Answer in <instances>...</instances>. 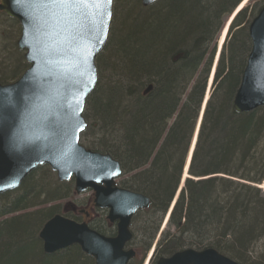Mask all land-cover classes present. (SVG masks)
<instances>
[{
    "label": "trees",
    "instance_id": "obj_1",
    "mask_svg": "<svg viewBox=\"0 0 264 264\" xmlns=\"http://www.w3.org/2000/svg\"><path fill=\"white\" fill-rule=\"evenodd\" d=\"M132 1L120 2L97 59L99 80L87 102L98 136L92 149L138 170L136 185L166 209L194 134L215 37L243 0H159L147 15L131 8ZM263 5L255 4L250 15L242 9L231 24L230 32L237 29L220 54L189 166V175L199 179L185 182L164 233L165 249L189 241L241 264H264V191L256 186L264 183V106L247 113L233 108L252 47L244 18ZM19 35L18 22L0 13L1 83L29 66L16 44ZM147 83L154 87L144 93ZM50 174L42 166L19 189L0 195V264H95L78 246L44 252L39 232L61 204L29 209L43 197L44 204L72 197L74 189L73 180Z\"/></svg>",
    "mask_w": 264,
    "mask_h": 264
},
{
    "label": "water",
    "instance_id": "obj_2",
    "mask_svg": "<svg viewBox=\"0 0 264 264\" xmlns=\"http://www.w3.org/2000/svg\"><path fill=\"white\" fill-rule=\"evenodd\" d=\"M157 0H142L149 6ZM109 6H102L106 10ZM93 14L94 30L84 40L93 55L82 68L68 75L53 71L49 60L51 40L44 27L45 9L40 4L20 5L17 0H0V11L16 19L21 26L17 40L30 64L22 76L13 83H0V100L16 102L4 111L3 130L0 132V194L17 189L25 178L40 165L48 164L60 180L75 178V192L87 188L97 192L100 206H110V218L119 220L118 235L106 238L62 215L48 220L40 231L46 254H54L78 244L96 259V264H127L133 251H123L131 238L129 222L138 208L147 207L149 200L141 194L112 189L114 179L121 174L120 162L110 154L86 149L79 143L86 128L83 111L88 97L94 91L98 76L96 58L104 49L113 15ZM252 50L234 100L237 113L250 112L264 106V7L249 26ZM58 58V57H57ZM83 73V74H81ZM43 94L44 103L31 116L22 114L23 97ZM46 119L41 122V118ZM51 125V127L49 126ZM39 137V139H36ZM101 185V186H100ZM157 264H240L214 249L186 250Z\"/></svg>",
    "mask_w": 264,
    "mask_h": 264
},
{
    "label": "snow or ice",
    "instance_id": "obj_3",
    "mask_svg": "<svg viewBox=\"0 0 264 264\" xmlns=\"http://www.w3.org/2000/svg\"><path fill=\"white\" fill-rule=\"evenodd\" d=\"M17 3L43 6L46 16L43 23L51 40L48 51L49 55L54 57L49 60V64L53 71L68 75L87 64L89 57L94 54L91 46L84 43L86 35L95 27L93 14L100 13L101 21L103 16L110 17L113 0H17ZM104 5L109 7L102 10ZM260 72L264 73V65L261 66ZM23 99L25 102L21 114L25 118L31 116L44 103L43 94L33 93ZM15 105L14 100L9 99L7 103L0 100V132L3 130L5 109ZM44 119L46 117H42L41 122Z\"/></svg>",
    "mask_w": 264,
    "mask_h": 264
},
{
    "label": "flooded vegetation",
    "instance_id": "obj_4",
    "mask_svg": "<svg viewBox=\"0 0 264 264\" xmlns=\"http://www.w3.org/2000/svg\"><path fill=\"white\" fill-rule=\"evenodd\" d=\"M137 180L138 178H135L132 173H125L124 169L122 175L116 180V187L144 194L150 199L148 207L138 209L132 216L129 227L132 239L125 244L124 249L134 252V256L128 264H157L160 259L168 258L177 251L189 248V241L182 242L177 249L171 248L172 246L166 249L163 247L164 233L170 225L168 219H166V224L163 225V222L171 202L166 209L157 208L154 199L136 185L135 181ZM63 210L73 220L86 223L90 228L105 237L114 238L118 234L119 222L117 220L112 221L109 218V208L97 206L94 189H88L79 195L73 194L72 203L65 207L63 205ZM150 226H152V229L148 231ZM165 226L166 229L163 230Z\"/></svg>",
    "mask_w": 264,
    "mask_h": 264
},
{
    "label": "rangeland",
    "instance_id": "obj_5",
    "mask_svg": "<svg viewBox=\"0 0 264 264\" xmlns=\"http://www.w3.org/2000/svg\"><path fill=\"white\" fill-rule=\"evenodd\" d=\"M121 1H123V0H116L115 1V3L113 4V18H112V23H111V29H110V35H111V31H112V28L114 27V24H116V21H115V19H116V11H117V8H118V6H119V4H121L120 2ZM244 2V1H243ZM261 2V0H248L247 2H245L244 3V6L240 9V10H242V9H245V8H248V13H249V15H250V13L251 12H253V10H254V5L255 4H258V3H260ZM132 7L131 8H138L139 9V11H140V13L141 14H143V15H147L150 11L153 13L154 12V10H146V9H144V8H142L141 10H140V8L138 7V5H139V3L137 2V0H133L132 1ZM141 5V4H140ZM249 15H246L245 16V18H244V24L242 25V26H246V25H249V20L251 19L250 18V16ZM228 19V17L226 18V20ZM236 29L237 28H235V29H233L232 30V32L229 34V38L226 40V41H229V40H231V38H232V36L234 35V33H235V31H236ZM233 33V34H232ZM110 38V37H109ZM220 36H218V34H217V36L215 37V40H214V44L216 43V52H215V55H216V57H215V60H213V63H215V61H216V59H217V56H218V54H219V52H220ZM226 43H228V42H226ZM212 67L214 68V64L212 65ZM213 70V69H212ZM211 70V72H213ZM201 72V71H200ZM211 72H210V74L208 75V77H207V79L205 78V82H206V93L207 92H211L212 90V88L211 87H213V84H212V81L210 82V80H211ZM202 73V72H201ZM99 80V79H98ZM85 117H86V119H87V116H88V128L86 129V131L83 133V135H82V143L86 146V147H90V148H94V144L96 143V140H97V138H98V136H95L96 135V133H95V131H94V128H95V124H94V122H93V119L91 118V116L89 115V107H88V103H87V105H86V109H85ZM101 150V149H100ZM103 152H105V151H103ZM184 173H185V171H184ZM50 176H51V178H52V180L53 179H55L54 178V174H50ZM184 176V175H183ZM192 177V176H191ZM193 178V177H192ZM196 179V178H195ZM264 190V189H263ZM45 196V195H44ZM179 197H180V194H179V196L177 197V199L176 200H178L179 199ZM44 198L45 197H43V198H40L39 200H37V201H34L33 203L35 204L34 205V207H30V211L31 210H37V209H39V208H43V206H51V205H56V204H63L64 202H66L67 200H70L71 199V197H69V198H67V199H64V200H60V201H55V202H52V203H47V204H44L43 203V200H44ZM173 202H174V200H173ZM172 202V203H173ZM177 202V201H176ZM172 205V204H171ZM61 208H62V205H60V208H59V210H61ZM171 209H172V207H170V209H169V211H168V213H167V215H166V217H165V220H164V222H163V225L164 224H166V219L168 218V214L171 212ZM25 212H28V211H23L22 213H25ZM172 214V213H171ZM167 226V225H166ZM166 226H165V228L163 229V230H165L166 229ZM162 230V231H163ZM168 230V229H167ZM165 232V231H164ZM163 232V233H164ZM172 232V231H171Z\"/></svg>",
    "mask_w": 264,
    "mask_h": 264
},
{
    "label": "bare ground",
    "instance_id": "obj_6",
    "mask_svg": "<svg viewBox=\"0 0 264 264\" xmlns=\"http://www.w3.org/2000/svg\"><path fill=\"white\" fill-rule=\"evenodd\" d=\"M242 5H244V2H243V4ZM241 7V6H240ZM239 9V8H238ZM237 9V10H238ZM238 11H236L229 19H228V21L225 23V25H223L222 26V28L220 29V31H219V33H218V36H220V47H221V45H222V43L224 42V41H226V39H227V36H228V34H230L231 32H230V29H231V24L233 23V21H234V19H235V15H236V13H237ZM210 82H211V80H210ZM153 87H154V84H152V83H147L146 84V87L144 88V90H143V92L144 93H149L150 91H152V89H153ZM238 91V90H237ZM233 107H234V103H233ZM243 113H246V112H243ZM201 117V109L199 110V112H198V117H197V120H196V124H195V127H196V125H197V123H198V120H199V118ZM193 144H194V141H193V143L191 144L192 146H193ZM187 179H191V177H190V175H189V173H188V171H187V168L185 169V173H184V177H183V179H182V181H181V184L178 186V188H177V193L175 194V196H174V199L173 200H175L176 199V197L179 195V192H180V190H181V188L183 189V187H184V185H185V182H186V180ZM197 180V179H196ZM183 186V187H182ZM258 188H260L262 191H264L263 189H264V183H262V184H259V185H256Z\"/></svg>",
    "mask_w": 264,
    "mask_h": 264
}]
</instances>
